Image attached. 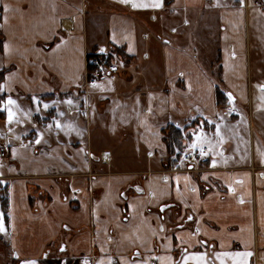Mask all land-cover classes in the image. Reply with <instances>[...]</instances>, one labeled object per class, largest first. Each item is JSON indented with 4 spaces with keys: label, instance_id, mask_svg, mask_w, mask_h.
<instances>
[{
    "label": "crops",
    "instance_id": "1",
    "mask_svg": "<svg viewBox=\"0 0 264 264\" xmlns=\"http://www.w3.org/2000/svg\"><path fill=\"white\" fill-rule=\"evenodd\" d=\"M238 1L219 9L216 0H162L159 8L133 7L153 0H0L1 101L47 104L38 114H51L49 124L68 120L65 130L22 134L7 146L0 181L11 261L183 264L185 255L207 253L210 264H220L215 255L231 252L251 253L240 258L243 264H264V156H243L232 130L238 111L227 116L216 103L215 78L241 90L234 102L248 113L253 102L244 54L237 57L245 37ZM212 9L222 79L183 48L191 41L179 43L184 30L204 21L184 14L200 18ZM102 46L120 50L113 61L126 59V67L115 81L89 83L87 57ZM169 125L188 136L184 154L192 150L193 132L205 126L211 136L219 125L227 138L219 148L230 155L203 145L197 164L183 159L180 169L169 170L162 155ZM116 132L131 138L119 158L93 145ZM74 134L82 139L67 141Z\"/></svg>",
    "mask_w": 264,
    "mask_h": 264
},
{
    "label": "rangeland",
    "instance_id": "2",
    "mask_svg": "<svg viewBox=\"0 0 264 264\" xmlns=\"http://www.w3.org/2000/svg\"><path fill=\"white\" fill-rule=\"evenodd\" d=\"M234 1L235 0H216L218 5L217 8L221 9V7L224 5L229 6L234 3ZM237 4H241L240 0L237 2ZM241 5L244 12L245 37L244 44L243 41L242 44L238 43L236 50L238 51L237 57L239 59L243 58V54L245 57V67H247L246 82L249 84V89L251 91V94L248 95V98L250 100V104L251 100L253 102L248 113V107L246 105H242L240 102H238V104L236 102L235 104L234 102L235 98L238 99V97H240L241 90H231L227 88L224 83H222L220 86L224 88V91L223 94L219 95L218 101L221 103H227L229 105L228 107L218 106V108L221 109V112L222 110L225 111L227 116H233V113H235L233 110L235 109L238 111V115H236L234 119L235 121L233 122L232 130L236 135H238V137H240L243 147V156L248 159L249 155H255L258 158L260 156H264V99H261L264 97V92L261 91V88L264 87V0H243V4ZM202 12L203 14L200 18H198L199 14L196 13V11L184 14L185 16L191 17V19H203L204 21L190 26V29L184 30L182 37L179 38V43H188V40L191 41L192 43H188V45L183 46V48L189 53L200 57V60L206 65L207 68L214 66L213 72H217V75L218 70L220 69L219 77L222 79L220 58L218 57V50L221 47V42L218 40L220 26L217 25V21L215 20L219 19V17H217L218 10H201V13ZM180 17L181 14L176 16L170 15L169 20L175 23ZM170 41L173 45H176L177 41H175L174 38H171ZM241 45H243V47H240ZM125 60L126 59L115 60L117 68L120 69L119 74L120 71H123L126 67ZM215 81L219 83L217 78H215ZM244 90L247 92L246 83L245 86H243V91ZM227 93L231 94L233 98L231 99L228 97ZM221 96L223 98H221ZM18 101H21V104H19L18 107L23 109L22 112H19L16 106L11 107L12 111L15 113L16 119H18L20 122L16 123L14 121L13 123L9 124L7 121V111L4 110L6 100L2 102L0 97V148L2 146L7 148V146L10 145L13 140L17 141L20 136L22 137V134H25V137L32 138L34 135H37L41 129H47L49 128L48 126L51 125L48 123L49 119L52 117L51 114L47 113L50 116L49 118H47L48 115L45 113L38 114V112H42L46 108L43 106L40 108L37 107L36 102H22V99ZM36 116H38V118ZM57 119L59 120L58 122L60 123L61 127H56L57 121H52V126L56 127L57 131L65 130L64 128L68 127L67 118H63V120H61L59 117H57ZM80 120L81 124L84 125L82 119ZM31 125H34L37 128L31 127ZM200 129L204 131L208 139L211 141V147L207 143L203 144L207 145L209 149L208 153H214L216 151L223 156L230 155V151L225 150V148H219L221 145H227V138L222 132V129H220L219 135H217L215 132V134H211V136L207 134L205 126H201ZM81 139L82 137L80 135L74 134L71 139H68L67 141L71 142ZM129 139L131 138L127 137L126 135L124 136V134L119 135V132H116L112 137H105L101 138L100 140L97 138L92 141L95 147L98 146L111 149L113 152H115V155H118L119 158L122 155L121 150L123 148L130 147L131 143H128ZM192 151H195L196 153L197 149H192ZM166 152L167 151L162 153V155H165V158L167 156ZM158 158L159 155H157V159ZM3 163L1 166H3ZM1 166L0 171L2 169ZM1 182L3 181H0V216H2L4 221L6 231L0 232V264H16V262L10 260L12 257L10 246L11 232L8 221L6 220L7 215L5 212L7 192L4 182Z\"/></svg>",
    "mask_w": 264,
    "mask_h": 264
},
{
    "label": "snow or ice",
    "instance_id": "3",
    "mask_svg": "<svg viewBox=\"0 0 264 264\" xmlns=\"http://www.w3.org/2000/svg\"><path fill=\"white\" fill-rule=\"evenodd\" d=\"M122 3H129L132 2V0H121ZM241 4H243V0H240ZM133 7H143V8H147V7H153V8H159L162 7V0H153V2L151 4H137V3H133ZM7 6H5V11H7ZM103 51V50H102ZM96 85H94L95 87ZM261 91L264 92V87L261 88ZM230 95V94H229ZM261 99H264V97H262ZM37 103H39L37 101ZM67 103L69 105L72 104V101L69 100L67 101ZM11 106H16L18 109V105L17 102L13 99H11V97L8 98V100L6 101L5 105H4V110L7 111V121L9 124L13 123L14 121L16 123H19L20 121L18 119H16L15 117V113L12 111V107ZM49 105L45 104L44 108H48ZM60 115H63V113H60ZM221 119H223L221 117ZM49 128L52 127V125L48 126ZM56 127L60 128L61 125L60 123L57 121L56 122ZM216 134L219 135L220 134V127L219 125H217V129H216ZM42 133L40 134L41 138H42ZM192 135L195 137V142H193L190 147L195 150L197 147L200 148V154L201 155H205V152L203 150L202 145L207 143L209 144V146L211 147V141L208 139L207 135L204 133V131L201 129L199 133L193 132ZM37 144L40 143V139H37L35 141ZM187 155V153H186ZM213 166H215V162H213ZM187 179V178H185ZM177 180H179V177H177ZM137 191H139V189H137ZM243 202V201H241ZM6 231L5 228V224L4 221L2 219V216H0V232H4ZM137 255H139L137 253ZM251 253H231V252H225V253H217L215 255V259L220 261V264H226V259L227 258H231L233 261H235V264H243V260L240 258L243 257H247L250 256ZM157 259H163V258H157ZM171 258H169L170 260ZM190 261H196V264H210V262L207 259V253H201V254H191V255H185L184 259H183V264H189ZM25 264H37V261L35 260H29V261H25ZM85 264H88V261H85ZM99 264H105V262L103 260L99 261ZM109 264H111V262L109 261Z\"/></svg>",
    "mask_w": 264,
    "mask_h": 264
},
{
    "label": "built area",
    "instance_id": "4",
    "mask_svg": "<svg viewBox=\"0 0 264 264\" xmlns=\"http://www.w3.org/2000/svg\"><path fill=\"white\" fill-rule=\"evenodd\" d=\"M103 50V51H102ZM119 75V69L112 59V50L110 47L102 46L90 52L87 57V82L93 83L99 80L115 81ZM207 149H204L206 151ZM197 152L189 151L184 154V161L189 165L197 164ZM8 157V150L5 147L0 148V166Z\"/></svg>",
    "mask_w": 264,
    "mask_h": 264
},
{
    "label": "trees",
    "instance_id": "5",
    "mask_svg": "<svg viewBox=\"0 0 264 264\" xmlns=\"http://www.w3.org/2000/svg\"><path fill=\"white\" fill-rule=\"evenodd\" d=\"M112 59H113V56H118L120 55V50H116L115 48L112 49ZM219 72H220V69L218 70V75H217V72L214 74L212 73V76H217L219 77ZM5 73H6V70H1L0 71V89H1V86H2V83L4 81V77H5ZM220 79V77H219ZM222 81H219V83L216 82V103H217V106L219 107H228L229 104L227 103H221L220 101H218V97L220 94H223V91H224V88L222 86ZM228 97H230L231 99L233 98V96H229V94L227 93ZM1 98L3 96H0ZM221 98H223L221 96ZM226 99V98H224ZM188 137V136H187ZM185 136V132L179 128V127H176L174 125H169L165 130H164V143H165V146H166V163H167V167L169 170H177V169H180L181 166H182V163H183V156H184V152L186 150V146L184 144L186 138ZM7 199V198H6ZM7 207V201L5 202V208Z\"/></svg>",
    "mask_w": 264,
    "mask_h": 264
},
{
    "label": "water",
    "instance_id": "6",
    "mask_svg": "<svg viewBox=\"0 0 264 264\" xmlns=\"http://www.w3.org/2000/svg\"><path fill=\"white\" fill-rule=\"evenodd\" d=\"M229 96H231V94Z\"/></svg>",
    "mask_w": 264,
    "mask_h": 264
}]
</instances>
